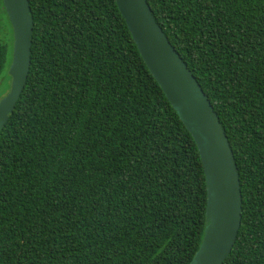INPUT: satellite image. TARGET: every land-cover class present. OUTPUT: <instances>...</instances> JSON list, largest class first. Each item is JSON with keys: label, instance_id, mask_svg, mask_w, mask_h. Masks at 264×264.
<instances>
[{"label": "trees", "instance_id": "16d2710c", "mask_svg": "<svg viewBox=\"0 0 264 264\" xmlns=\"http://www.w3.org/2000/svg\"><path fill=\"white\" fill-rule=\"evenodd\" d=\"M29 2L30 71L0 132V264H190L202 159L116 0ZM148 3L235 156L242 223L223 264H264V0ZM13 42L0 0L6 90Z\"/></svg>", "mask_w": 264, "mask_h": 264}, {"label": "water", "instance_id": "95a60500", "mask_svg": "<svg viewBox=\"0 0 264 264\" xmlns=\"http://www.w3.org/2000/svg\"><path fill=\"white\" fill-rule=\"evenodd\" d=\"M13 29L11 87L0 100V132L28 79L34 19L29 0H3ZM133 40L166 98L192 135L204 168L207 205L202 244L190 264H223L242 223L240 175L229 139L201 85L157 23L148 0H116Z\"/></svg>", "mask_w": 264, "mask_h": 264}, {"label": "rangeland", "instance_id": "374dc122", "mask_svg": "<svg viewBox=\"0 0 264 264\" xmlns=\"http://www.w3.org/2000/svg\"><path fill=\"white\" fill-rule=\"evenodd\" d=\"M4 26H5V28H4V30L7 32H11V27H10V25L9 24H6V23H4ZM8 92H9V89L8 90H6V81L5 80H3L2 82H0V100L2 99V98H4L7 94H8Z\"/></svg>", "mask_w": 264, "mask_h": 264}]
</instances>
